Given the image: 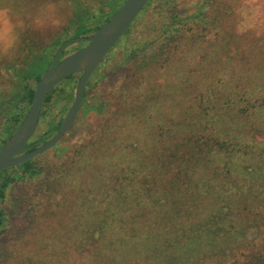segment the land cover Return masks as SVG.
Here are the masks:
<instances>
[{
	"label": "trees",
	"instance_id": "trees-1",
	"mask_svg": "<svg viewBox=\"0 0 264 264\" xmlns=\"http://www.w3.org/2000/svg\"><path fill=\"white\" fill-rule=\"evenodd\" d=\"M69 1L66 24L47 42L15 26L17 89L0 97V146L60 46L53 63L74 41L75 50L85 45L125 0ZM182 1L188 6L174 10L177 0H149L94 70L100 79L116 48V65H128L108 101L86 103L84 90L82 111L100 123L63 166L53 170L37 155L0 172V202L9 187L39 176L44 197L63 198L67 208H36L33 223L69 213L48 254L41 247L0 264H264V19L241 21L229 0ZM4 7L14 19L34 9L31 0H0ZM170 66L171 77L159 80ZM76 77L46 95L39 121L47 127L24 151L56 133L63 117L49 118L51 107L63 100L67 109ZM67 147L51 149L60 156ZM6 223L0 206V235Z\"/></svg>",
	"mask_w": 264,
	"mask_h": 264
},
{
	"label": "rangeland",
	"instance_id": "rangeland-1",
	"mask_svg": "<svg viewBox=\"0 0 264 264\" xmlns=\"http://www.w3.org/2000/svg\"><path fill=\"white\" fill-rule=\"evenodd\" d=\"M86 1L95 5L97 0ZM177 1L179 3H176L173 7L171 3L169 7L177 10V8H186L188 6L187 1ZM229 1L235 7V17L239 16V19L243 17V19L241 18L242 20L240 19L241 21L264 19V0ZM31 2L34 9L29 14H26V12L19 14L16 19L10 16L8 8L4 7L0 9V97L5 94L6 98L9 99L14 96L17 89L14 81L17 82L16 72L20 63H16L18 60L16 59L17 37L15 26L20 27L21 30L27 29V31L33 32L34 36L40 37L43 42H47L50 37L59 32L58 30L61 28V25L66 24L68 16L74 9L73 2L69 0H31ZM164 2L165 0H152L150 7ZM167 7H162L164 12ZM243 29L244 27H241V32L239 33H242ZM77 46L78 41H74L66 49L72 52L75 51ZM120 56L121 51L116 48L113 58L104 67L103 76L98 80L96 76L91 77L89 85L85 87L86 96L84 99L86 103L97 102L100 99L108 101L112 93L116 94V91L123 82L124 76L128 73V65L121 67L116 65ZM104 63L105 57L100 65H104ZM171 67L160 70L158 79L163 81L167 77H171L172 72H169ZM73 93L74 88L72 89V99ZM72 99L69 101L66 110H62L63 100L53 105L49 118H54V121H56L58 117H64L72 103ZM82 108L81 106L69 130L58 141L61 145L68 146L61 153V157L54 155L53 149L50 148L37 156V162L45 164V166L53 170L57 169L63 166L64 159L67 158L76 143H85L89 140L90 131L98 127L100 120L98 115L86 114L82 111ZM3 117V114L0 115V122ZM46 127V121L40 120L34 135L42 133ZM3 134L0 123V136ZM41 177L31 178L9 187L4 199L0 202V206L7 213L6 231L0 235V263L10 256L14 255L15 257L16 254L21 252L29 254L41 247L48 254L47 252L52 250V242L56 234L64 233L61 226L69 214L65 209L61 210L59 216L55 217H47L45 214L37 217L36 213L37 219L34 223L32 222L34 212L39 211L36 208H41V211L46 207L67 208L60 195L56 194L55 197L47 199L41 194L39 191ZM38 240L44 243L43 246H40L41 244ZM45 245H47L46 248Z\"/></svg>",
	"mask_w": 264,
	"mask_h": 264
},
{
	"label": "water",
	"instance_id": "water-1",
	"mask_svg": "<svg viewBox=\"0 0 264 264\" xmlns=\"http://www.w3.org/2000/svg\"><path fill=\"white\" fill-rule=\"evenodd\" d=\"M149 0H125L113 15L87 37V43L53 63L64 44L55 53L34 86L32 101L22 119L0 146V172L19 165L52 148L71 127L80 109L85 86L94 70L130 27ZM78 74L73 99L58 130L35 148L24 151L39 123L46 95L66 77Z\"/></svg>",
	"mask_w": 264,
	"mask_h": 264
}]
</instances>
